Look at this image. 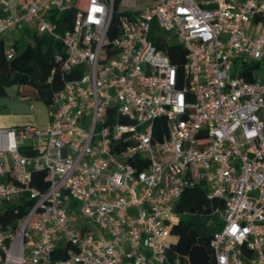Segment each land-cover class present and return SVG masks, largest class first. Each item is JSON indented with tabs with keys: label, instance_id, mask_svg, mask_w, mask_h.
<instances>
[{
	"label": "built area",
	"instance_id": "1",
	"mask_svg": "<svg viewBox=\"0 0 264 264\" xmlns=\"http://www.w3.org/2000/svg\"><path fill=\"white\" fill-rule=\"evenodd\" d=\"M70 9L60 34L47 13ZM24 26L61 40L56 61L79 74L51 93L45 126L0 127V214L31 201L0 221V264H179L174 207L193 185L223 200L211 263L264 264L261 0H0V37Z\"/></svg>",
	"mask_w": 264,
	"mask_h": 264
},
{
	"label": "trees",
	"instance_id": "2",
	"mask_svg": "<svg viewBox=\"0 0 264 264\" xmlns=\"http://www.w3.org/2000/svg\"><path fill=\"white\" fill-rule=\"evenodd\" d=\"M72 11H51L47 16L55 24V30L63 34L72 25ZM28 36L25 40L22 36ZM156 38L153 43L158 49L164 51L170 61L179 64L184 61L183 48L171 41L163 42L161 32L156 29ZM11 45L13 54L7 57L5 47ZM64 48L61 40L53 38L46 33H38L35 29L24 26L19 42L8 41L0 37V95H6V87L16 85H31L38 97L45 103H49L51 93L59 88L64 80L78 76L77 69L64 72L60 63L56 61L57 54H63ZM248 68V67H247ZM246 68L241 73L246 72ZM51 77L50 80L48 78ZM29 184L44 190L48 181L43 170L32 171L29 176ZM215 205L223 206V200L219 198H207L201 185H193L185 188L175 204L174 210L180 214L179 221L172 227L176 240L168 251L176 253L180 257L179 264H212V252L209 239L217 228L220 220L217 214L212 212ZM31 206V201L24 199L22 203H6L4 211L0 214L1 225L4 227L9 222L15 221ZM58 251L52 253V257H58Z\"/></svg>",
	"mask_w": 264,
	"mask_h": 264
},
{
	"label": "rangeland",
	"instance_id": "3",
	"mask_svg": "<svg viewBox=\"0 0 264 264\" xmlns=\"http://www.w3.org/2000/svg\"><path fill=\"white\" fill-rule=\"evenodd\" d=\"M13 3V0H10ZM264 3V0H261ZM22 29L9 32L8 41L19 42ZM23 39L29 40L28 36H22ZM174 40V39H172ZM235 62V67H236ZM257 74L264 77V60H261L260 66L257 68ZM236 71V70H235ZM50 103L43 102L37 95L36 89L31 85H22L18 90L16 85L6 87V95H0V127H8L14 123L31 122L39 127L45 126ZM11 203H19L17 197L11 198ZM83 221H79L81 225Z\"/></svg>",
	"mask_w": 264,
	"mask_h": 264
},
{
	"label": "crops",
	"instance_id": "4",
	"mask_svg": "<svg viewBox=\"0 0 264 264\" xmlns=\"http://www.w3.org/2000/svg\"><path fill=\"white\" fill-rule=\"evenodd\" d=\"M21 87V86H20ZM20 87H18V90H20ZM48 120V119H47ZM19 123H14L12 125H18ZM23 124H32L31 122L23 123Z\"/></svg>",
	"mask_w": 264,
	"mask_h": 264
}]
</instances>
